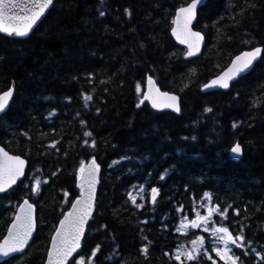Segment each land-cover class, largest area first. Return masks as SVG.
<instances>
[{
    "label": "trees",
    "instance_id": "16d2710c",
    "mask_svg": "<svg viewBox=\"0 0 264 264\" xmlns=\"http://www.w3.org/2000/svg\"><path fill=\"white\" fill-rule=\"evenodd\" d=\"M190 1L56 0L28 38L0 35V93L15 89L0 146L28 163L0 196V241L23 198L37 209L33 243L3 264H43L92 159L96 202L69 264H264V0H204L194 29L205 46L187 59L170 31ZM255 47L251 73L227 92H200ZM147 77L180 97L178 114L143 101ZM236 143L240 159L230 155ZM208 210L209 229L227 228L240 245H228L231 259L205 231H182ZM198 238L191 258L177 256Z\"/></svg>",
    "mask_w": 264,
    "mask_h": 264
},
{
    "label": "snow or ice",
    "instance_id": "6c2138e0",
    "mask_svg": "<svg viewBox=\"0 0 264 264\" xmlns=\"http://www.w3.org/2000/svg\"><path fill=\"white\" fill-rule=\"evenodd\" d=\"M201 2L202 0H192L186 8L182 7L178 10V15L181 13L184 14L185 28H187V25L190 24L196 17L198 5ZM49 3H51V0H43V3L38 5L40 11L31 15L21 28H9L3 26V17L6 14V9L3 5H0V32H7L9 35H15L16 37H25ZM11 15L12 14L9 13V16ZM173 23H176V21L174 20ZM188 32L189 35L199 39V33H193L190 29ZM173 34H175V29H173ZM181 43H184V41L181 40ZM187 54L189 56L193 55L191 51ZM260 54V48L242 52L240 56H237L233 60L232 66H230L218 79L212 80L210 85H205L204 87L218 86L220 88L227 89L229 87V81L233 80L240 73L248 70ZM149 83H151V80H149ZM11 95L12 89H9L7 92L3 93L2 96H0V111L5 109V106L8 103L7 98ZM164 95L167 96L168 94L165 93ZM146 99H150V96L146 97ZM169 99L172 103L165 104L163 107L179 111V109L175 107V101L177 98L175 96H170ZM152 107H157L154 101L152 102ZM206 111L208 110L206 109ZM84 135L88 136L89 133L86 132ZM231 152L239 155L241 153L240 145L237 144L232 147ZM0 154L3 156V159L0 160V193H4L6 192V185L7 187H11L12 184L16 183L19 176L23 175L24 160L20 159L19 156H8L2 149H0ZM9 162H14V164ZM80 170L82 172L85 171L83 163ZM97 170L98 165L95 160L91 161L90 167L86 170V180L88 182L87 194L84 195L83 199H78L72 203V209L68 213L64 214V218L60 221V227L57 228L56 236L53 237V245L52 249L49 250V256L51 257L53 255V251H55L58 264H64V261H66L68 257L80 247V238L84 234V226L88 222L89 216L91 215L92 189ZM5 175L7 176V180L4 179ZM33 191H35V189H33ZM156 191L157 189L153 187L152 192L155 193ZM205 195H207V193ZM137 207H139V205H137ZM211 211L212 210H209V214H211ZM200 223L201 218L198 217L196 220L192 221L191 227L197 228L200 226ZM228 231L229 230L224 227L215 228L212 230V235L217 236L220 234L219 240L224 245L223 249H216L217 254L221 255L222 258L231 259V257L228 256V245L235 244L237 248H239L240 245L236 242V240L228 235ZM8 232L9 235L5 237L2 243H0V256L5 258L10 257L13 253L21 252L23 247L28 244L29 239L32 236V205L29 204L27 200L20 205L16 219L12 226L9 227ZM238 239L241 238L238 237L237 240ZM198 241L200 244H203L202 238H198ZM193 243L196 244L197 242L194 241Z\"/></svg>",
    "mask_w": 264,
    "mask_h": 264
},
{
    "label": "water",
    "instance_id": "95a60500",
    "mask_svg": "<svg viewBox=\"0 0 264 264\" xmlns=\"http://www.w3.org/2000/svg\"><path fill=\"white\" fill-rule=\"evenodd\" d=\"M56 0H51V3L48 4V6L44 9L43 13L40 15L39 19L36 21V23L33 25L32 29L29 31V33L25 36V37H16L15 35H9L7 32H0L1 36L7 37V38H13V39H26L28 38L32 32L37 28V26L39 25V23L46 17V15L48 14V12L51 10L54 2ZM192 2V0L185 6H183V8H186L190 3ZM43 3V0H0V5H3L6 9V14L3 17V26L5 27H15V28H21L23 26V24L30 18L31 15H33L36 12H39V4ZM204 0H202V2L198 5V10L201 8V6L203 5ZM182 8V7H180ZM178 8L175 12L174 15V19L176 23H173L172 29L170 31L171 37L174 40V42L176 43L177 46H179L180 48H183L186 50V56L187 59H195L198 58L201 54L202 51L204 49L205 46V36L202 32L195 30L194 29V25L196 23L197 20V15L196 17L192 20V22L190 24L187 25V28H185L184 26V14H179L178 15V10L180 9ZM9 13H11L12 15L9 16ZM198 14V11H197ZM173 29H175V34H173ZM191 30V32L193 33H199V39L195 38L194 36L189 35L188 30ZM181 40L184 41V43H181ZM191 46V47H190ZM255 48H260L261 49V54L258 56V58L253 62V65L246 70L243 73H240L237 77H235L233 80L229 81V87L227 89H223L220 88L218 86H209L207 88H205V85H210V82L214 79H218L230 66H232L233 60L237 57L240 56V54L242 52H247V51H252ZM252 49H248V50H243L241 52H239L238 54H236L231 61L229 62V64L221 71L219 72V74H217L216 76H214L213 78H211L209 81H207L203 86H201L200 88V92L202 94H207V93H211V92H217V91H222V92H227L230 87L237 82L239 79H241L242 77L248 75L249 73H251L254 69V67L256 66V64L260 61L261 59V55H262V47H255ZM191 51L193 53V55L189 56L187 53ZM149 80H151V83H149ZM9 89H12V95L7 98L8 99V103L5 106V109L3 111H0V118L8 111L10 104L13 100V97L15 95V89L14 86L12 85ZM8 89V90H9ZM8 90L0 93V96L3 95V93L7 92ZM165 93H167L168 95H164ZM150 96V99H146V97ZM170 96H175L177 99L175 101V107L179 109V111H176L172 108H165L163 107L165 104H169L172 103V101H170L169 97ZM143 101L147 102V104L149 105V107L155 111V112H169L172 114H178L180 112V97L174 93H170V92H163L160 90V88L157 86L156 82L154 81L153 78L151 77H147L146 81H145V85H144V92H143ZM155 102L157 107L153 108L152 107V102ZM238 143L234 144V146H236ZM239 145V144H238ZM241 147V146H240ZM0 149L3 150L4 153H7L8 156H19V155H15L12 154L10 152H8L4 147L0 146ZM230 155L234 158V159H240L242 156V147H241V153L239 155L234 154L231 152L230 150ZM20 159L24 160V166H23V175L19 176V178L17 179L15 184H12L11 187H7L6 185V192L4 193H0L1 195H4L5 193H7L9 190H11L12 188H14L15 186H17L25 177L26 175V171L28 168V163L27 161L19 156ZM3 159L2 154H0V160ZM89 160L88 162L85 163L84 165V169L85 171H80L79 176L76 180L77 186L80 188V192L78 194L77 197H75L73 199V201L71 202V204L69 205V207L67 208L66 211H64V213L62 214L61 218L58 220L54 231L52 232L50 239H49V243H48V247H47V251H46V255L43 261V264H58L57 261V256L55 251H53V255L50 257L49 256V250L52 249V245H53V237L56 236V231L57 228L60 227V221L61 219L64 218V214L68 213L71 209H72V203L77 201L78 199H83L84 195L87 194V190H88V182L86 180V170L88 167H90L91 161ZM96 162V161H95ZM9 163H13L14 162H9ZM97 164V163H96ZM98 174H99V167L98 170L96 171L95 174V178H94V185H93V189H92V209H91V215L92 212L94 210V206H95V202H96V197H97V190H98ZM5 180H7V176L5 175L4 177ZM27 200L29 204L32 205V222H33V233L32 236L29 239L28 244H26L21 252L18 253H13L11 254L10 257H2L0 256V264H3L4 262H7L9 260H11L12 258H16V257H20L22 256L25 252L28 251L29 247L31 246V244L33 243L35 237H36V232H37V209L36 206L33 202H31L28 198H23L21 200V202L19 203V205L17 206L15 213L10 221V223L8 224L5 234L2 238V240L0 241V243H2L5 239L6 236L9 235L8 229L10 226H12L13 222L16 219V215L17 212L19 211L20 205L24 203V201ZM91 215L89 216L88 222L91 218ZM88 222L85 224L84 226V234L81 236L80 238V247L76 249L75 252H73V254L71 256L68 257V259L66 261H64V264H69L71 262V260L79 253L81 246H82V242L84 240L86 231H87V225Z\"/></svg>",
    "mask_w": 264,
    "mask_h": 264
},
{
    "label": "rangeland",
    "instance_id": "374dc122",
    "mask_svg": "<svg viewBox=\"0 0 264 264\" xmlns=\"http://www.w3.org/2000/svg\"><path fill=\"white\" fill-rule=\"evenodd\" d=\"M81 170H79L78 173H80ZM79 176V174H78ZM78 178V177H77ZM33 189H35V191H33ZM32 193L36 194V192L38 191V186L35 182H33V185H32ZM71 204V202H70ZM66 205L67 204H64L61 208H60V213H62L64 211V209L66 208ZM68 208V207H67ZM67 210V209H66ZM65 210V211H66ZM211 216H212V211H211V214H209V210L206 212V215H203L201 216V223H200V226L197 227V228H192L191 227V223L192 221H183L182 224H181V227H182V231H188V230H193V229H198V230H202V231H205L207 234H209V236L211 237L212 239V243L214 244V241H218V244L220 245V249H223L224 245L223 243L219 240V235L218 234L217 236H213L212 235V230L209 229V226L207 225V221H210L211 219ZM210 217V218H209ZM198 217H196L197 219ZM195 219V220H196ZM201 244L199 243V241H197L196 244H192L190 247H183L179 250V252H177V256L178 257H186V258H189V257H192L193 254L196 252V250H198L200 248Z\"/></svg>",
    "mask_w": 264,
    "mask_h": 264
}]
</instances>
